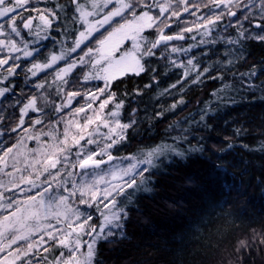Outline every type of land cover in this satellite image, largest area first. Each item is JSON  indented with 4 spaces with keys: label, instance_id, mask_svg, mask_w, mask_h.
<instances>
[{
    "label": "snow or ice",
    "instance_id": "6c2138e0",
    "mask_svg": "<svg viewBox=\"0 0 264 264\" xmlns=\"http://www.w3.org/2000/svg\"><path fill=\"white\" fill-rule=\"evenodd\" d=\"M31 2L0 0V98L16 96L14 78L26 70V81L31 80L38 91L46 88L47 81L35 78L42 72L51 74L61 102L54 103L57 118L48 125L40 118L42 109L34 94L24 97L26 103L17 100L13 105L18 116H0V264H98L99 241L127 238L131 206L137 193L153 190L157 161L162 162L166 152L185 155L172 145L153 147L140 156L113 155L112 149L127 139V130L136 123L120 119L124 100L117 98L114 82L128 75L156 72L149 67L150 58L163 55L162 48L167 50L170 42L185 40V33L203 29L205 36L210 35L225 16L229 26L239 28L238 38L230 39V44L250 38L264 42V0H259L260 19L256 21L249 12L257 4L244 0H69L67 5L61 0L43 8L29 7ZM234 9H239L240 15ZM24 12L36 16H24ZM61 13L73 25L71 32L65 29L63 51L38 62L40 50L30 47L22 30L48 39ZM185 14L198 22L189 26ZM241 16L259 31H248ZM178 22L185 27L171 31ZM101 29L107 36L98 40V49L89 47ZM151 32L156 35L150 38L146 33ZM125 40H130L132 47L121 50ZM189 50L170 48L171 53ZM171 63L181 66L175 60ZM187 65H193L192 59ZM206 71H197L192 82ZM188 75L185 71L184 78ZM93 81H102V85L89 87ZM136 95H141L140 89ZM176 107L173 103L172 108ZM62 121L65 126L58 132ZM28 141H35L38 147L29 148ZM83 209H95L99 222ZM258 235L264 245V232ZM251 247L252 242L242 239L236 251L242 254ZM55 248L66 251L49 259L46 254Z\"/></svg>",
    "mask_w": 264,
    "mask_h": 264
},
{
    "label": "trees",
    "instance_id": "16d2710c",
    "mask_svg": "<svg viewBox=\"0 0 264 264\" xmlns=\"http://www.w3.org/2000/svg\"><path fill=\"white\" fill-rule=\"evenodd\" d=\"M58 2L61 0H32L29 7L43 8ZM62 2L67 5L69 0ZM244 2L257 4L249 14L253 21L259 20V0ZM234 10L240 15L239 9ZM184 19L189 26L198 22L187 14ZM240 19L248 31H259L243 16ZM228 21L225 16L210 35L205 36L201 29L185 33V40L170 42L167 50H160L163 55L150 58L149 67L156 72L128 75L114 82L117 98L124 100L120 119L125 123L134 119L136 123L127 130V139L117 145L119 150L112 149L113 155L140 156L153 147L168 145L185 155L166 152L162 162L157 161L153 190L137 193L131 206L127 238L99 241L98 264H264V245L258 235L264 232V42L250 38L230 44V39L238 38L239 28L229 26ZM183 27L185 24L178 22L171 31ZM72 28L61 13L48 39L22 31L30 47L40 50L37 61L43 62L50 54L63 51L65 29L71 32ZM146 35L151 38L156 33ZM67 42L71 43V38ZM131 44L128 41L125 48ZM88 46L98 49L97 43ZM171 47L190 50L171 53ZM188 59L193 65H187ZM172 60L181 66L174 67ZM205 68L207 71L193 83L196 72ZM185 71L189 73L186 79ZM252 72L256 75H250ZM26 75L25 70L14 78L18 86L15 97L0 98V116H18L13 105L17 100L26 103L24 97L34 94L42 109L40 118L48 125L57 118L54 103L61 102L53 76L40 73L35 79L46 80L47 85L38 91L31 80L26 81ZM173 84L175 88H171ZM97 85L102 81H93L89 87ZM137 89L141 90L139 96ZM173 103H177L175 109ZM74 106L79 105L74 102ZM64 126L62 121L57 131L62 132ZM27 143L29 148L38 147L35 141ZM83 210L92 213L97 223L101 219L95 209ZM242 239L252 242V247L239 254L236 248ZM60 251L63 249L55 248L46 255L52 259Z\"/></svg>",
    "mask_w": 264,
    "mask_h": 264
},
{
    "label": "rangeland",
    "instance_id": "374dc122",
    "mask_svg": "<svg viewBox=\"0 0 264 264\" xmlns=\"http://www.w3.org/2000/svg\"><path fill=\"white\" fill-rule=\"evenodd\" d=\"M101 31H103V29H101L100 32H101ZM100 32L95 33V34H94V37L91 38V41H90V42H93L94 44H95V43L98 44V40H100V39H104V37L107 36V32L103 33V35H101ZM128 41H130V40L122 41V43H121V45H120L121 50L126 49V48H125V44H126ZM130 42H131V41H130ZM131 43H132V42H131ZM131 47H132V44H131V46H130L129 48H127V49H130ZM97 48H99V44H98ZM113 163H117V162H113ZM127 163H128V162H126L125 164H127ZM107 167H108V165L103 166V168H105V169H106ZM63 251H65V250H63Z\"/></svg>",
    "mask_w": 264,
    "mask_h": 264
}]
</instances>
